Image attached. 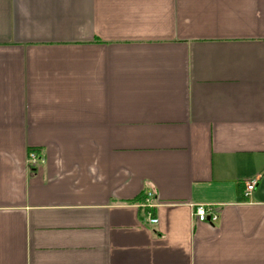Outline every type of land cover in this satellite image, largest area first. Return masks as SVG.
<instances>
[{
    "label": "crops",
    "instance_id": "crops-1",
    "mask_svg": "<svg viewBox=\"0 0 264 264\" xmlns=\"http://www.w3.org/2000/svg\"><path fill=\"white\" fill-rule=\"evenodd\" d=\"M0 264H264V0H0Z\"/></svg>",
    "mask_w": 264,
    "mask_h": 264
},
{
    "label": "built area",
    "instance_id": "built-area-1",
    "mask_svg": "<svg viewBox=\"0 0 264 264\" xmlns=\"http://www.w3.org/2000/svg\"><path fill=\"white\" fill-rule=\"evenodd\" d=\"M27 162L30 168H35L40 163H43L44 159L37 151L31 150L28 152ZM244 184L243 196L247 199L257 186V178L247 180ZM155 201L154 193L149 191L146 192L142 202V206L147 208L146 221L152 226H157L159 224V219L153 213L157 208ZM193 218L197 222L215 224L220 218V209L216 206L199 205L196 206Z\"/></svg>",
    "mask_w": 264,
    "mask_h": 264
}]
</instances>
